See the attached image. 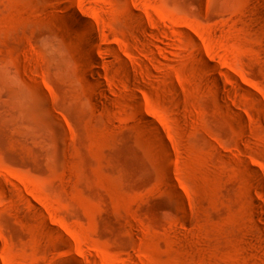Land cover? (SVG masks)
<instances>
[{"label": "rangeland", "instance_id": "obj_1", "mask_svg": "<svg viewBox=\"0 0 264 264\" xmlns=\"http://www.w3.org/2000/svg\"><path fill=\"white\" fill-rule=\"evenodd\" d=\"M62 2L0 0V264H264V0Z\"/></svg>", "mask_w": 264, "mask_h": 264}, {"label": "bare ground", "instance_id": "obj_2", "mask_svg": "<svg viewBox=\"0 0 264 264\" xmlns=\"http://www.w3.org/2000/svg\"><path fill=\"white\" fill-rule=\"evenodd\" d=\"M66 2H68L69 3V1L70 0H65ZM66 2H62V3H60V6H62L64 9H62V11H60V15L62 16V17H70L71 19H73L75 22H76V24L77 25H81L82 23H83V19H82V17L78 14V13H76V11L73 9V8H71V6L69 7L68 6V4L66 3ZM59 22H61L59 19H57ZM62 26H63V33L64 34H69L70 33V28H73V24L72 23H70V22H65V23H62ZM85 26V38L84 37H82V38H84V40H83V42L82 43H80V45L81 46H89L90 48L93 46V41L94 40H98V38H94V34H93V31H94V29H93V27L91 26V25H84ZM98 33L100 34V35H103L104 34V30L103 29H99L98 30ZM95 43V42H94ZM91 49H93V48H91ZM90 49V50H91ZM98 58V54H96L94 51H91V56H89V57H87V58H85L86 59V62L88 63V65L89 66H94V67H96V61H95V59H97ZM93 70V69H92ZM96 69H94V71H95ZM91 71V70H90ZM92 73H95L96 74V76L98 75V77H100L99 75H100V73H98V72H92ZM105 92V91H104ZM255 201V206H256V208L257 209H259L262 213H264L263 212V209H264V205L260 202V201H258L257 199H255L254 200ZM262 213H261V215H262ZM264 215V214H263ZM262 215V216H263ZM260 216V215H259ZM261 217V216H260ZM262 219V218H261ZM262 223V222H261ZM263 224V223H262ZM73 262V264H82L80 261H78V260H73L72 261Z\"/></svg>", "mask_w": 264, "mask_h": 264}]
</instances>
